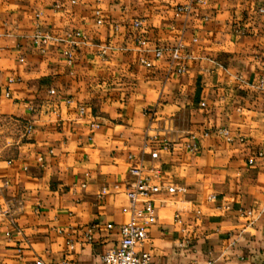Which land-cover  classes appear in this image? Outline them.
Listing matches in <instances>:
<instances>
[{
	"label": "crops",
	"instance_id": "1",
	"mask_svg": "<svg viewBox=\"0 0 264 264\" xmlns=\"http://www.w3.org/2000/svg\"><path fill=\"white\" fill-rule=\"evenodd\" d=\"M203 1L0 0V264H100L130 218L133 164L186 187L155 196L152 264H264V0ZM37 29L52 37L44 52L31 41ZM71 31L93 45L71 46ZM138 34L162 57L139 50ZM98 44L109 46L104 60ZM222 126L234 141L215 135Z\"/></svg>",
	"mask_w": 264,
	"mask_h": 264
},
{
	"label": "built area",
	"instance_id": "2",
	"mask_svg": "<svg viewBox=\"0 0 264 264\" xmlns=\"http://www.w3.org/2000/svg\"><path fill=\"white\" fill-rule=\"evenodd\" d=\"M200 3H204L203 0H198ZM76 0H71V3H75ZM189 4H185L183 6L176 7V14L187 11L189 8ZM261 12H264V9H260ZM39 14H37L38 16ZM95 15V23L102 24L103 20L100 16V10L94 11ZM143 24L142 19H134L132 21V27L135 29H139ZM52 37L49 34H44L40 30H35V32L31 35V41L33 46L38 48L41 52H44V47L47 44L48 40ZM135 41L137 46L140 48L139 50L144 52H152L155 59L162 57L163 49L155 48L149 49L144 47L146 43L145 38L138 34L135 37ZM66 42H68L71 46L82 45L89 46L93 45L89 43L86 35L80 31H71L66 35ZM98 56L104 60L108 56L109 46L107 45H96ZM180 45L172 48L170 50L171 57L173 60L180 58L179 54ZM62 56L67 64L72 63V51L71 49H65L62 52ZM22 60V59H20ZM140 63L146 67H152L153 62L145 57L140 58ZM178 73L184 71V67L178 66L175 68ZM13 78H9V82H13ZM50 94L54 93V90H49ZM7 97L9 93L5 94ZM201 105H204L202 103ZM79 112L83 114L85 112V108L83 106L79 107ZM98 125L93 123L92 127H97ZM26 133H30L32 131V126L30 124L26 125ZM215 135L223 138L227 142H232L236 137L231 134L230 130L225 127H218L214 131ZM210 133L208 131H204L199 135L190 134V141L186 143V147L190 151H197L198 145L197 142L201 138H205L209 136ZM242 140L241 137L238 138ZM170 147V143L164 141L162 144L163 149H168ZM152 157L157 156V150L151 152ZM260 157H264L262 153H258ZM249 163H252L250 160ZM128 174L131 177V181L129 182L125 192L127 199L130 203V218L127 222L120 224L118 226L119 239L114 248L106 250L100 258V264H152L151 261V253L150 250L144 248V244L148 239L150 226L156 222V213L153 202L155 201V196L164 192L169 195L175 194H184L186 192V187L184 185H176V184H159L155 183L153 180V176H147L143 174V170L141 165H131L128 170ZM117 188V186H115ZM105 188L102 189L101 193H105ZM209 201H215L216 195L210 194L208 196ZM227 208V206H225ZM9 211H4L2 214L6 215ZM240 216L250 217L252 215L251 210H239ZM177 219V215L175 216ZM250 223H252L250 221ZM249 223V224H250ZM107 229H112L113 224H107ZM97 226L95 224H89L86 226L84 230V239L88 243L94 242V236L97 232ZM185 242H179V247H182ZM67 250L72 251L75 248V241L71 237H68L66 240ZM27 264H46L41 258H37L32 262ZM57 264H71V262L67 259H63ZM207 264H213V261H208Z\"/></svg>",
	"mask_w": 264,
	"mask_h": 264
}]
</instances>
